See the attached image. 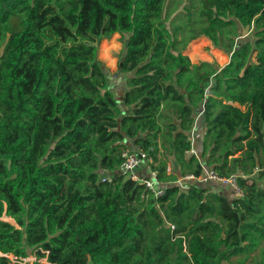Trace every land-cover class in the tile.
Instances as JSON below:
<instances>
[{"label": "trees", "instance_id": "16d2710c", "mask_svg": "<svg viewBox=\"0 0 264 264\" xmlns=\"http://www.w3.org/2000/svg\"><path fill=\"white\" fill-rule=\"evenodd\" d=\"M168 3L0 0V264H264V0L198 1L223 67L191 62ZM116 34L121 103L98 53ZM136 148L163 195L118 174ZM205 169L241 195L180 180Z\"/></svg>", "mask_w": 264, "mask_h": 264}, {"label": "rangeland", "instance_id": "374dc122", "mask_svg": "<svg viewBox=\"0 0 264 264\" xmlns=\"http://www.w3.org/2000/svg\"><path fill=\"white\" fill-rule=\"evenodd\" d=\"M198 1L199 0H169L167 8L168 24L179 29L177 37L182 41L183 47H185V55L190 58L193 64L208 62L213 64L216 63L223 67L229 62V56L223 51L216 49L209 39L205 37L195 39L190 32L191 27H201L202 25L199 22L196 12ZM188 12L192 13L191 22L187 16ZM242 35V39H248L251 35V31L248 28H245ZM126 41V35L116 34L111 39L102 41L99 44L98 50L99 59L103 63L105 71L112 83L110 84L111 89L120 103L123 98V88L125 87L124 78L126 76L120 73L119 67L125 54ZM196 132L199 133L198 126ZM198 139L199 135L196 136V140ZM194 151L199 153L198 147H195L191 153ZM184 178L180 180L185 181ZM208 186L213 188V190L219 191L222 189V186H219L218 184ZM2 220L6 221L5 219ZM13 224L16 225V223ZM10 257L11 256H9V258ZM35 258L36 257L34 256H30L29 261H33ZM43 262L46 263L45 260H43Z\"/></svg>", "mask_w": 264, "mask_h": 264}, {"label": "built area", "instance_id": "2783aa9c", "mask_svg": "<svg viewBox=\"0 0 264 264\" xmlns=\"http://www.w3.org/2000/svg\"><path fill=\"white\" fill-rule=\"evenodd\" d=\"M122 158L123 162L118 168L119 175L135 183L144 185L146 190L154 193L156 197L163 195L164 184L159 181L158 172L152 168L153 162L149 156L143 154L139 148H136L133 150L124 151L122 154ZM102 180L111 183L113 179L110 175H106ZM184 180H196L199 183H220L226 187L232 188L236 195H241L240 187L238 185L236 177H220L212 170L205 171L204 174L199 178H195L193 175H187L185 176ZM10 258L12 260L16 259L13 256H11ZM35 260L36 258L33 261ZM23 261L27 262L29 261V258L24 259Z\"/></svg>", "mask_w": 264, "mask_h": 264}, {"label": "crops", "instance_id": "0c3cea01", "mask_svg": "<svg viewBox=\"0 0 264 264\" xmlns=\"http://www.w3.org/2000/svg\"><path fill=\"white\" fill-rule=\"evenodd\" d=\"M126 89H127V87H126V85H125V87L123 88V95H124ZM198 119H199V118H198ZM196 129H197V126L195 125L193 131L191 132V141H192V143H193V150H194V148H195L196 145H197V144H196V141H198V140H196V136H198V135L200 136V134L196 132ZM207 170H210V169H205V171H207ZM205 171H204V172H205Z\"/></svg>", "mask_w": 264, "mask_h": 264}]
</instances>
